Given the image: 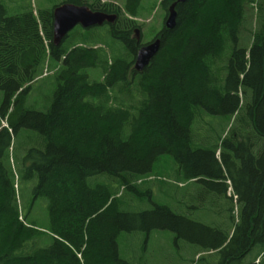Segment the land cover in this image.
Wrapping results in <instances>:
<instances>
[{
  "label": "trees",
  "instance_id": "1",
  "mask_svg": "<svg viewBox=\"0 0 264 264\" xmlns=\"http://www.w3.org/2000/svg\"><path fill=\"white\" fill-rule=\"evenodd\" d=\"M175 1L161 6L168 13ZM63 3L116 19L55 45ZM141 3L125 0V12L114 0L0 5V264H148L124 258L119 241L141 234L144 247L156 230L176 234L186 264L262 258L264 0L178 3L176 26L164 24L138 72ZM45 70L55 88L35 109L27 98ZM165 157L182 186L149 180ZM39 199L47 228L31 218Z\"/></svg>",
  "mask_w": 264,
  "mask_h": 264
},
{
  "label": "rangeland",
  "instance_id": "2",
  "mask_svg": "<svg viewBox=\"0 0 264 264\" xmlns=\"http://www.w3.org/2000/svg\"><path fill=\"white\" fill-rule=\"evenodd\" d=\"M61 1L62 0H0V5H6L13 12L22 9V7L27 5L29 2L32 3L34 9L37 10L38 8L52 7ZM114 3L119 6L123 12H125V0H114ZM166 17L167 12L162 8L161 0H142L139 13L134 17L135 21L140 26L137 27V29L141 30L140 43L146 44L151 42L156 37L157 33L161 31L165 24ZM134 35L136 37V33ZM88 71L94 80H101L103 77L101 69H90ZM55 84L56 81L54 73H50L48 70H45L44 76L34 84L32 91L29 93L27 98L28 105H32L35 109L44 110L45 106H47V104L49 105ZM2 102L3 94L0 92V108ZM2 125H6L5 121ZM23 134L20 137L21 147L23 146L22 142L25 140ZM20 155H22L21 152ZM169 158L165 157L160 160L154 177H150L149 180H153L156 184L165 180L170 184L182 186V184H179L177 179L174 177V166ZM28 186L29 184L26 183V188L24 189L26 200L30 193ZM198 187L199 186L193 187L191 194L199 191L197 193V195H199L200 190ZM157 188L158 186L154 185V191L156 194H158ZM167 200L169 201L172 199L167 196ZM185 210H187V208H185ZM31 218L37 220L40 226L44 228L48 227L49 219L47 215V201L45 199H39V201L34 204L31 212ZM175 237L176 234L170 230H156L153 235L149 237L146 246L143 247V235L139 234V240H136L135 235L123 234L119 241L120 253L124 258L136 259L139 262H142V260L146 258L145 261H147L148 264H186L187 258L190 259L191 255L189 257L187 256V247L184 249L185 251L181 253L177 252L179 250L175 246ZM186 244H188L187 241ZM181 245L183 246L182 243ZM263 255L264 254L261 255L262 258H258L256 263L259 264L261 260L263 262L262 264H264ZM219 259V257H215L199 264H218Z\"/></svg>",
  "mask_w": 264,
  "mask_h": 264
},
{
  "label": "water",
  "instance_id": "3",
  "mask_svg": "<svg viewBox=\"0 0 264 264\" xmlns=\"http://www.w3.org/2000/svg\"><path fill=\"white\" fill-rule=\"evenodd\" d=\"M187 0H176L170 7L165 20V26L172 29L176 26L177 12L176 5ZM54 31L53 42L60 45L65 37L76 27L92 29L106 23H113L116 15L101 11H93L87 5H76L63 3L54 8ZM136 39L140 43V31L136 29ZM161 47V39L156 38L151 42L142 44L134 61V68L142 72L150 63Z\"/></svg>",
  "mask_w": 264,
  "mask_h": 264
}]
</instances>
